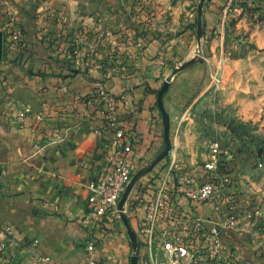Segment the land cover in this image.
I'll return each instance as SVG.
<instances>
[{
	"label": "crops",
	"instance_id": "1",
	"mask_svg": "<svg viewBox=\"0 0 264 264\" xmlns=\"http://www.w3.org/2000/svg\"><path fill=\"white\" fill-rule=\"evenodd\" d=\"M160 1L147 0L145 5L152 7L155 11L153 13L158 14L156 9L164 10L163 6L159 7ZM232 1L210 0L205 13L212 15L218 7L227 2L231 4ZM238 1L242 4L244 2ZM103 2L104 4L102 0H0V12L14 14L23 29L31 68L34 72L46 70L47 74L44 77L31 75L20 64V56L25 49L17 45L8 46L6 58L2 55L0 227L10 226L15 232H20L25 237V246L17 248L8 244L5 251L0 253V264H30L35 255L44 257L46 264H85L83 246L89 230V191L86 186L100 178L108 165L111 136L99 137L94 132L101 125V116L92 115L93 105L86 106L83 102L76 105L85 116L80 117L76 110L68 113V109H74L73 96L91 95L97 80H104L113 96L127 91L129 101L127 104L123 102L120 120L133 138L136 170L162 150V125L154 94L169 71L165 64L167 60L162 56L164 53L158 51L159 56L154 58L156 42L150 44L144 52L133 45L124 47L123 43L119 44L123 47V58L130 70L124 75L112 73L106 79L108 76L94 69L89 72L81 71L70 77L66 73L48 74L51 67L55 66L59 70L61 67L52 52L57 43L54 42L56 34L61 35L58 39L61 42L72 29L79 26L80 20L85 21L86 14L103 13L105 9H109L111 14H105L102 26H110L117 31L118 28L137 27L135 18L141 16L133 6L134 1ZM259 7L264 10V0L259 2ZM60 11L61 18L58 17ZM135 11L137 15L134 14ZM56 20L60 22L59 25ZM154 23L145 32L149 30L155 34L153 30L158 28ZM106 38L101 43L103 47L96 54L100 61H107L118 46V41L112 35ZM175 55L177 54L170 57L172 61L177 59ZM59 81L67 85L69 83L68 91L58 89ZM168 92L170 97L176 94L175 104L182 99V86L177 81L170 85ZM168 96L164 98V104ZM22 108H27L30 114L20 120L18 110ZM39 114L45 120L38 122L36 116ZM231 173L232 170L230 175ZM146 181V175L136 180L129 197L140 183ZM234 181L240 196L250 197L243 194L236 177L233 178ZM257 197L260 198L258 195ZM201 213L209 216L210 208L205 207ZM240 225L242 226V221ZM258 228L254 236L251 234L255 230L226 233L225 238L239 250V263L264 262V211ZM130 231L135 235L137 244L136 264H140L141 258L146 257V249L139 242L135 220L130 216H123L108 231L95 232L100 239L97 243V264H131L133 246ZM33 240L38 241L35 247L29 244Z\"/></svg>",
	"mask_w": 264,
	"mask_h": 264
},
{
	"label": "built area",
	"instance_id": "2",
	"mask_svg": "<svg viewBox=\"0 0 264 264\" xmlns=\"http://www.w3.org/2000/svg\"><path fill=\"white\" fill-rule=\"evenodd\" d=\"M243 1V4L251 8L258 7L264 12L259 7L261 0ZM58 17H62L61 11ZM152 18V13L144 12V22H149ZM87 21L95 24L87 35L85 25L81 26V20L79 26L72 29L61 42H58L61 35L56 34L54 42L57 43L54 44L53 54L70 64L67 76L94 69L103 72L108 76L106 79H109L112 73L124 75L130 71L123 58V47L119 44L123 43L124 47L133 45L144 52L145 41L140 39L131 43L128 35L125 42H118L116 51L110 54L107 61H100L96 54L103 47L101 43L105 34L111 33L107 29H98L101 27L96 25L95 17H89ZM56 23L59 25L60 22L56 20ZM6 25L9 40L23 49L26 40L21 25L15 18H10ZM218 79L214 77L215 82ZM103 81L95 82L94 95L83 102L86 106L93 105L92 115L106 117L107 123L113 129L109 142V163L100 178L86 186L89 191V230L83 246L85 264H97V243L100 239L95 232L108 231L123 216L134 218L139 242L146 249V257L141 258L140 264H238L239 250L225 235L229 232L257 230L262 218V207L256 198L240 196L235 182L230 178L228 157L222 154L217 142L210 143L209 156L198 168H186L175 161L173 152H169L168 161L163 165L161 173L150 176L144 182H153L154 189L150 195L142 193L141 210L131 207L129 196L123 207L119 208L120 199L136 172L133 138L119 127L117 116V97L125 104L129 99L127 91L113 96ZM58 83V89L62 92L68 91L67 84L63 81ZM73 100L74 110L80 117L85 116L81 109L76 108L81 103L79 96H73ZM29 114L30 111L23 108L18 119L22 120ZM36 118L38 122L45 120L40 114ZM94 132L102 137L100 130L95 129ZM257 166L261 167L262 164L258 163ZM207 206L210 208V215L204 216L201 210ZM37 243V240H33L29 244L35 247ZM8 244L17 248L24 247L25 237L10 226L0 227L1 254ZM46 262L44 257L35 255L30 264Z\"/></svg>",
	"mask_w": 264,
	"mask_h": 264
},
{
	"label": "rangeland",
	"instance_id": "3",
	"mask_svg": "<svg viewBox=\"0 0 264 264\" xmlns=\"http://www.w3.org/2000/svg\"><path fill=\"white\" fill-rule=\"evenodd\" d=\"M123 1H134L133 6L141 16L135 18L137 27L118 28L117 31L110 26H102L105 14H111L109 9H105L103 13L84 16L86 21H81V26L85 25L86 35L95 25L89 24L87 19L95 17L96 25L101 27L98 29H107L111 33L105 34V38L112 35L116 41L125 42L130 35L132 42L139 34L146 41V48L156 42L154 58L159 56L158 51L164 53L162 56L167 60L165 64L169 71L163 80L169 83L163 95V107L169 118V152H173L175 161L186 168H198L209 156L210 143L217 142L222 154L228 157V167L232 170L230 178L233 181L236 177L243 194L257 199L263 214L264 21L259 11L233 0L210 15L205 13L210 0H161L159 7L163 6L164 10L158 8V14H155L152 7L145 5L147 0ZM139 6L146 7V12L153 14L152 20L144 22V12ZM10 18H15L14 14L0 12L4 49L5 43L9 44L6 24ZM153 23L158 28H154L155 34L149 30L145 32ZM174 53L177 59L172 61L170 57ZM193 59H196L195 63L185 66ZM214 77L219 81L215 82ZM176 81L182 86V99L175 104L176 94L170 97L168 91ZM154 95L157 98V92ZM161 125L163 135L162 118ZM165 158L150 169L148 166L153 159L142 164L133 176L138 174V180L143 175L149 178L161 173L168 161L167 156ZM258 163L262 166L258 167ZM258 229L251 235L254 236Z\"/></svg>",
	"mask_w": 264,
	"mask_h": 264
},
{
	"label": "trees",
	"instance_id": "4",
	"mask_svg": "<svg viewBox=\"0 0 264 264\" xmlns=\"http://www.w3.org/2000/svg\"><path fill=\"white\" fill-rule=\"evenodd\" d=\"M252 3H253V1H252ZM145 9H147V8L146 7L145 8L144 7H140V10L142 12H146ZM253 9L256 12L259 11V13H260L259 15H260L261 19L264 21V12L260 11L258 7H254ZM140 37H142V36L137 34V36L133 40H131L132 41L131 43H136L137 41L142 39ZM8 41H9V44L5 43L6 48L4 49V53H3L4 58H6L7 53L9 52L8 51V48H9L8 46L12 45V42L10 40H8ZM145 43H146V41H145ZM23 49H25V50L23 51V53L20 56V58H21L20 64H22L23 67L28 69L30 71L31 75H38L40 77L46 76L47 75L46 72H45L46 70L40 69V70H38V72H34L33 71V69L30 66V56H29V54H26V51H28L27 45H25L23 47ZM55 58H57V57H55ZM57 61L59 62L60 66H61L60 70L53 65L54 67H51L49 69V72H50V73H48L49 75L52 74L53 72H56L57 74H63V73H67V71L69 70L70 64H68V62H66L65 60L59 59V58H57ZM195 62H196V59H193L190 62H188V64H185V66L193 64ZM68 85H69V83H68ZM94 90H95V88H94ZM94 90L92 91L91 95H86V96L79 95V99L81 100V102H84V101L86 102V100L91 98L94 95ZM122 109H123V102L120 101L118 99V97H117V116H118V122L120 123L119 127L124 130L126 135L131 136V133L126 129V127L122 124V122L120 120V117L122 115ZM74 111H75L74 109L73 110L72 109H68V113H73ZM99 120L101 121V125H100L99 128H96V129L101 131L102 136H109L110 137L111 134L113 133V129L107 123V118L102 116V117H99ZM153 189H154L153 182H147V183L143 182V183H141L131 195V198H130L131 207L139 208L141 210L142 203H143V195H142V193H146V195H150L151 192L153 191Z\"/></svg>",
	"mask_w": 264,
	"mask_h": 264
},
{
	"label": "water",
	"instance_id": "5",
	"mask_svg": "<svg viewBox=\"0 0 264 264\" xmlns=\"http://www.w3.org/2000/svg\"><path fill=\"white\" fill-rule=\"evenodd\" d=\"M206 0H202V2H204ZM2 55H3V36L2 33L0 32V61L2 60ZM168 81L165 80L163 81V84L161 86V88L157 91V98H156V105L158 108V111L161 115L162 118V123H163V139H164V148L161 150V152L153 159V161L149 164L148 169L152 168L154 165H156L159 161H161L162 159H164L170 150V140H169V118L168 115L166 114L164 107H163V95L167 92L168 89ZM139 177L138 174H136L135 176L132 177L130 183L128 184L125 192L123 193L120 202H119V208L121 209L124 205V203L126 202L131 189L135 183V181L137 180V178ZM131 234V238H132V249H133V253L131 255V259H130V263L131 264H136L137 262V258H138V253H137V244H136V240H135V235L130 231Z\"/></svg>",
	"mask_w": 264,
	"mask_h": 264
}]
</instances>
